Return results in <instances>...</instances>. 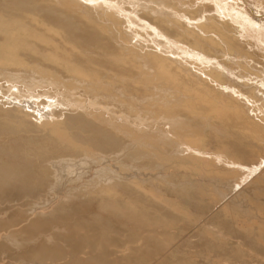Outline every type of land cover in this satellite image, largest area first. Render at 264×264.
I'll list each match as a JSON object with an SVG mask.
<instances>
[{"label":"bare ground","instance_id":"6f19581e","mask_svg":"<svg viewBox=\"0 0 264 264\" xmlns=\"http://www.w3.org/2000/svg\"><path fill=\"white\" fill-rule=\"evenodd\" d=\"M11 5L15 13H0V75L32 74V91L0 90V104L16 116L36 112L35 123L62 141L61 151L78 149L79 136L70 130L81 122H96L107 137L128 143L112 157L118 170L102 162L110 154L86 150L76 166L109 165L94 171L85 190H67L56 213H65L85 194L126 218L163 206L173 216L198 222L194 212L202 209L220 217L230 233L242 217L264 243V218H258L264 216V115L249 113L250 97L242 89L250 87L246 81L264 78V0H14ZM90 40L95 47L84 46ZM234 77L245 82L223 81ZM257 85L264 87L262 81ZM84 92L88 100L77 97ZM61 95L69 97L65 103L73 110L44 122V110L50 113L51 107L40 99L59 105ZM126 97L138 101L139 109ZM5 128L22 130L17 124ZM132 157L139 174L119 168ZM73 163L64 171L72 173ZM219 167L230 182L205 174ZM35 169L37 182L57 181L55 165L39 162ZM120 177L127 180L121 181L124 186ZM120 190L129 191L132 201H119ZM248 200L251 206L244 205ZM194 208L198 211L191 212ZM206 222L198 232L212 240L228 235ZM137 249L139 244L128 243L123 254Z\"/></svg>","mask_w":264,"mask_h":264},{"label":"rangeland","instance_id":"374dc122","mask_svg":"<svg viewBox=\"0 0 264 264\" xmlns=\"http://www.w3.org/2000/svg\"><path fill=\"white\" fill-rule=\"evenodd\" d=\"M13 1L0 0V13L1 11L6 12L7 15L15 13L11 5ZM71 27H75V24ZM69 30L73 33L75 29ZM74 33L85 37L81 30L76 29ZM91 45L96 46L91 40L84 42V46ZM230 80L233 83L245 82L235 77L229 80L223 79L227 83H231ZM253 81L245 82L250 87H242L245 90L244 95L250 97L249 105L252 110L249 113L264 115V87L257 85V81H262L264 84V78L260 76ZM8 87L18 89L23 95L28 94L32 91V74L21 77L0 75V90L6 91ZM115 90L113 92L118 94L119 92ZM88 95L89 93L84 92L77 97L86 99ZM61 97L64 101L57 102L59 105H53L45 98L40 99L45 103L44 107H51V114L48 110H44V122L63 119L65 113L73 110L71 105L69 107L67 104L69 97L64 95ZM129 98L126 97L127 102L132 104L135 100L128 101ZM137 103L138 101H135L132 106L139 109L140 104ZM243 108L246 109L245 106ZM33 116H36V112L29 117L16 116L0 104V264H264V243L261 239H257L255 233L250 232L247 224L243 223L242 217L233 223L236 231L233 230L231 233L226 231L228 227H223L221 220H218L220 217L212 218L211 212H202V209L197 213L194 212L199 216L200 222L186 217L175 215L174 217L169 209L163 206H149L148 210L146 208L145 216L126 218L120 212L100 206L96 200L89 201L87 194L77 197L78 199L75 197L71 207L65 213H56L59 202L67 194V190L70 188H75L78 192L85 190L84 183L91 180L103 164L109 163L118 170L117 160L113 159L116 154L114 152L127 146L128 143L107 137L104 134L105 129L96 122L85 124L81 122L76 128L70 130L79 136L74 138L78 149L61 151L57 146H62V141L45 126L35 123ZM5 124L20 125L22 130H15L16 132L13 133V130L5 128ZM89 149L96 152L104 151V154H110L111 158L110 160L107 157H105L106 160L102 159V162L108 163L99 164L88 161L77 167L78 159L85 157L86 150ZM251 158H245L243 161L250 162ZM74 161L76 163H73ZM131 161L134 162V157L119 168L125 170L129 168L135 172L138 168L132 167ZM39 162L42 165H48V163L55 165L58 177L57 181L54 179V185L48 184L50 182H37L35 168ZM66 163L74 164L71 166L72 173L64 171H67ZM214 168L205 173L210 176V179L225 183L231 181L228 175L223 174L221 167L216 170ZM122 170L119 172H123ZM171 172L173 173V170ZM78 174L82 179L77 176ZM78 178L81 180L79 181ZM209 178L206 180L210 184L211 192H214L217 187L211 185ZM58 179L62 180L58 181ZM118 181L121 186H124L121 181L124 183L127 180L120 177ZM118 193H120L117 196L119 201L122 199V202L129 203L133 199L127 198L131 194L127 190H120ZM134 195L137 194L134 193ZM230 195L228 194L229 197ZM243 203L251 206L252 202L248 200ZM220 204H216L215 207ZM200 206L202 208V205ZM194 210L198 211L194 208L191 212ZM53 212L56 214L51 215ZM251 212L252 215H256L255 209ZM115 213H120L121 217ZM258 218L263 219L264 216L260 215ZM204 222L211 227L220 226L225 235L226 233L228 235L224 236L223 240L220 237L212 240L204 233L197 231L198 226H202ZM51 238L54 240L52 244L49 243ZM128 243L129 245L139 244L138 252L130 255L123 254V249Z\"/></svg>","mask_w":264,"mask_h":264}]
</instances>
